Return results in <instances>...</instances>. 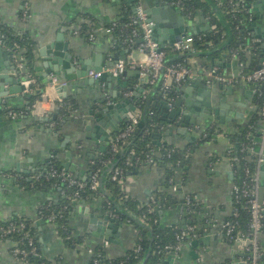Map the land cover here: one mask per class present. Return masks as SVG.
Wrapping results in <instances>:
<instances>
[{
	"label": "crops",
	"instance_id": "obj_1",
	"mask_svg": "<svg viewBox=\"0 0 264 264\" xmlns=\"http://www.w3.org/2000/svg\"><path fill=\"white\" fill-rule=\"evenodd\" d=\"M130 1L0 0V25L6 26L15 34L28 32L35 43L33 73L30 74L28 68L25 70L36 80L37 89L43 90L42 98L36 103V118L29 116L11 120L3 114L6 106L13 110L27 106L29 94L25 91L12 99L4 100L2 107L0 105V221H7L14 216L32 221L36 227L41 256L50 264H89L90 254L87 249L96 247H100L108 259H117L127 255L137 244L138 231L134 225L112 217L110 219L116 222L102 223L108 213L103 211L102 200L94 198L81 200L74 206L68 226L73 230L77 241L73 246L67 247L58 236L55 225L38 219V209L46 203L58 204L61 192L56 189L25 191L20 188L15 178V175H26L29 178L53 156L62 169L86 181L90 171L79 151L93 154L107 143L110 134L121 122L137 114L143 119L144 111L134 105V97L142 95L143 101H147L146 107L155 104L153 87L144 90L143 85L147 79L136 75L118 78L104 76L100 81L92 79L95 83L91 85L88 70H95L106 64L109 58H112L111 50L118 48V45H115L111 36L102 35L94 42H88L84 37L74 35L72 31V28L80 23L79 20L95 25L115 21L121 9L131 5ZM24 3L29 5L31 11L29 23L26 25L20 22ZM258 3H261L259 13L264 16V0H258ZM150 7L153 6L146 7L147 10ZM186 19L189 20L187 17ZM190 21L192 26L198 28L208 25L202 15ZM256 34L263 36L264 26L259 27ZM158 36L162 42L165 34ZM4 50L10 52L7 47H4ZM1 55L0 75L15 76L14 68L17 67L12 56H8L7 61ZM131 57L142 58L137 51H128L123 46L118 56L114 57L116 59H112L128 61ZM59 60L62 64H59ZM186 64L195 70H204L211 66L212 61L204 56H194L186 58ZM233 72L234 69L229 68L224 73ZM52 75L67 81L68 87L53 86ZM197 82L201 84L193 88V92L187 96L192 98L195 107L201 109L202 113L207 101V98L202 96L204 90L207 89L212 94L213 110L220 108L221 97H224L227 108L223 115L217 117H222L225 122L221 123L218 118H197L195 126L187 124L188 126L182 128L175 124L172 127L166 122L163 129L158 130L154 136L159 145L169 143L184 150L198 141L207 130H220L212 140L206 141L186 155L184 170L178 167L175 169L176 183L180 186L183 184L175 195L182 200L186 196H195L202 212L197 216L196 240L188 243L178 255L165 252L161 264H198L200 259L202 264H234L236 259L239 264H243L241 257H238V248L225 241L220 229L221 223L231 216L233 209L234 171L230 159L225 154L233 147L231 134L237 131L238 127L246 126L254 115H259L258 96L254 86L245 82L235 85L233 92H226L223 86L213 89L208 88L202 81ZM128 91H133V94L126 96ZM63 98L73 100L78 107L74 109L70 119L62 123L59 133L44 126L26 129L32 118L47 122L48 119L41 118L42 114L46 113L50 118L55 115L57 103ZM103 106L114 108L108 112L109 116L100 111ZM102 122L105 127L101 125ZM166 128H170V131ZM183 130L186 133H180ZM186 177L187 181L184 183ZM164 182L163 167L145 165L127 175L125 189L140 203L146 204L156 191L163 189ZM263 186L264 171L260 169L259 190ZM170 192L174 193L172 190ZM209 210H212L213 220L206 218L209 217L206 216L210 213ZM184 211L183 205H180L178 210H160V226L183 227V221L188 220ZM84 237L85 243H79ZM260 243L264 245V232L260 235ZM12 246L11 240H0V264H20L11 255Z\"/></svg>",
	"mask_w": 264,
	"mask_h": 264
},
{
	"label": "trees",
	"instance_id": "obj_2",
	"mask_svg": "<svg viewBox=\"0 0 264 264\" xmlns=\"http://www.w3.org/2000/svg\"><path fill=\"white\" fill-rule=\"evenodd\" d=\"M169 1V0H164ZM183 15L189 17V20H193L199 15H202L208 22L210 28L207 31L199 32L197 34H187L194 37V49L195 53L209 58L212 61V66H217L220 72L224 73L229 68H233V60L230 57V52H237L239 55V61L243 62L247 68L246 72L253 70L257 67L261 59L264 49L262 43H253V38H261L262 35L256 34L259 30L254 23H246V16L241 14L234 19L230 14H227L223 9L219 8V12H215L212 4L207 0H181ZM246 5L253 6L258 0H245ZM212 3H218V0H211ZM145 7L151 6L152 2L143 0ZM133 4L126 5L121 9L118 16V28L126 23L133 15ZM110 26V23L104 24ZM252 32V36H251ZM255 32V33H254ZM0 33L5 35V46L10 49L11 55L14 53L11 47L14 43H17L23 49L24 65L30 69V74L33 72V64L36 51V46L31 39L28 32L15 34L11 29L4 25H0ZM122 34L117 31L111 35L115 45L118 48L111 50V56H118V52L122 50L121 41ZM229 39L227 45L226 41ZM264 42V41H263ZM224 46V47H223ZM117 54V56H116ZM190 55V54H187ZM116 59V58H115ZM114 59V60H115ZM184 63L186 64V58H178L176 54L168 52L166 58V64L170 63ZM31 76V75H30ZM133 84V83H132ZM152 86L148 81L143 85L144 90L150 89ZM156 87V88H154ZM153 87L155 91V104L147 106V101H143L142 95L134 97V105L140 107L143 111H146V120L139 119V123L136 125L133 134L127 139H119V136L124 132L129 120L121 122L116 130L112 132L107 140V143L99 148L93 154H88L84 150H80L79 153L83 159L87 162L89 173L93 169H100L99 178L103 180L104 188L107 191L103 193L100 190L93 191L90 188L89 178L86 181L79 179L73 174L80 182L84 183V188L77 190L73 187H68L66 183H62L57 179L47 180L48 172L51 168L61 170L60 163L55 157L49 160L45 166L35 173L39 178L30 180L28 176L15 175L16 180L21 189L25 191L36 190H51L56 189L61 192L60 201L58 204L46 203L38 209V219L42 222L55 225L58 236L65 243L67 247L74 245L77 239L74 236L73 230L68 226V219L72 214L74 206L77 202L94 198H100L103 203V211L105 213L118 216V220L121 222H128L134 225L138 231L137 245L140 246V251H136V247L130 251L127 255L117 258L108 259L104 251L100 247L94 249V254L90 257L89 264H161V259L166 252V247L176 244V234L180 228L173 227H161L159 224L160 210H157L158 205H163L162 211L174 209L178 210L180 205L185 206L186 200L180 199L175 195L180 187L178 185L177 192L171 193L172 186L176 185L175 182V169L182 168L184 170L186 163V155L195 150L198 146L202 145L208 140H212L214 135H217L220 130L212 128L202 134L200 139L191 144L187 149H179L172 144L162 143L157 144L155 142V134L158 130H162L166 122H168V101L163 100L160 85L157 84ZM151 90V91H152ZM42 91H35L33 94L28 95V104L23 109H10L6 106L3 110V114L7 115L9 111L15 113L22 112V117L28 118L29 111L34 103L42 97ZM169 99L174 100L178 98V91L172 88L168 93ZM262 96L257 99L258 106H262ZM56 118L53 116L47 121L43 122L42 119L35 120L32 118V122L27 126L28 130L44 126L46 129H50L55 133H59L62 123L69 120L74 109L78 107V104L69 98L62 99L58 103ZM51 123H55L53 127ZM261 128V121L259 115H254L246 126L238 127L237 131L231 134L232 149L228 150L225 154L230 159L232 164V170L234 171L233 183L238 187H242L244 184H248L250 188H253L251 181L253 174L257 170V157L251 151L258 147L257 137L259 135V129ZM116 149H115V148ZM158 153L159 156H152V153ZM168 155H170L168 157ZM150 157H153L154 163H149ZM129 158V160H128ZM138 161V164H135ZM212 161H215L212 159ZM157 165L164 168L165 182L163 189L156 191L152 198L155 202L152 204L155 210L151 213L148 211L146 204L140 203L136 198L129 193L124 192L121 187L110 180V174L114 169H121L124 171L125 178L127 175L138 171L145 165ZM112 166H115L112 168ZM245 167H248L250 174L246 175L244 172ZM186 175V174H185ZM187 181V177L184 180ZM78 192V197H75V193ZM196 197L191 195V207L185 210L186 217L188 218L187 225L196 227L198 224L197 216L202 212L200 205L196 202ZM232 207L235 209L231 216L227 217L225 221H230L235 226L234 238L238 232L245 233L251 221L250 213L248 212V198L235 194L232 195ZM54 216L55 218L49 222L48 219ZM142 217H145L144 222ZM154 220H158V223H154ZM15 225L18 227V231L7 234L10 230V226ZM20 225H25L23 230L19 229ZM29 232L34 240V244L41 255L40 248L38 246L36 227L34 223L26 218L14 216L7 221H0V236L2 240L19 241L25 236L26 232ZM264 232V215L262 218V233ZM197 230L192 235H197ZM85 237L79 241V243H85ZM229 240V239H228ZM226 241V240H225ZM229 244L233 241H226ZM233 245V244H232ZM263 256L259 260V264H264V245L260 244ZM21 246L27 247V242L23 241ZM241 254H238V257ZM43 262L44 264H50L47 260H38L37 257L29 255L27 258V264H38ZM227 264H232L227 263Z\"/></svg>",
	"mask_w": 264,
	"mask_h": 264
},
{
	"label": "built area",
	"instance_id": "obj_3",
	"mask_svg": "<svg viewBox=\"0 0 264 264\" xmlns=\"http://www.w3.org/2000/svg\"><path fill=\"white\" fill-rule=\"evenodd\" d=\"M135 1V10L133 15L129 18V20L122 24L118 28V19L110 23V26L106 25H95L92 22H84V20H79L80 22L74 28H72L73 34L76 36L84 37L88 42H94L99 36H111L116 28L117 31L122 34L121 44L127 48L128 51L134 52L137 51L142 58L135 59L131 57L128 61L118 60L114 61L111 57L108 62L101 66L99 70H90L88 72L89 78L100 81L104 76L111 77H121L127 71H135L139 70L140 77L146 78L148 83L154 87L157 84L160 85L161 92L163 95V100L168 101V111L173 110L174 104L172 99H169L168 93L172 88L179 91L184 84L188 82L194 81H202L208 88H217L220 86H235L239 82H245L254 86L255 94L260 98H262V106L259 107V117L261 121V128L259 129V141L258 147L251 151L257 157V170L252 176L253 188H250L248 184H244L242 187L238 188L235 184L233 185V194L237 197L239 195L248 198V212L251 216V221L248 226V229L245 233L238 232L236 237L234 238L235 226L230 221H224L220 225V229L222 231L223 238L226 241H233L234 246L238 248V252L241 254V262L243 264H259L260 258L263 256L261 250L260 243V235L262 234V218L264 215V207L263 204L259 203L258 192H259V175L260 169L264 165V52L260 57V64L253 68V70L246 72V65L239 61V55L237 52H230V57L233 60V73L225 74L220 72L217 66L207 67L204 70H195L194 68L188 66L184 63H170L166 64V58L168 52L176 54V56L194 54V37L191 35H185L181 37L180 40L174 43H166L161 44L155 39V22L151 21L147 15V8L145 7L143 0H134ZM174 7H177L181 10L183 14L182 1L181 0H169L164 1ZM218 8L223 9L227 14H230L234 19L238 17V15H245L246 23H254L255 22V13H253V6L246 5L245 0H218L217 3ZM30 7L28 4L24 3L23 9L20 15V22L24 25L29 23L30 20ZM186 17V16H185ZM189 18V17H187ZM82 22V24H81ZM25 32V31H24ZM23 33V32H22ZM251 32V36H252ZM264 41V40H263ZM260 38H253V43H262V48L264 49V42ZM0 47L5 46V35L0 33ZM10 50V49H9ZM11 50L14 53L11 55L12 60L14 61L17 69L21 72L24 77L22 82V86L25 88V92L27 94H33L37 89L36 80L28 75L25 70L24 65V57H23V49L17 43H14L11 47ZM236 72V74H235ZM51 84L53 86L58 85L61 88H67L68 82L59 80L56 76H51ZM133 94V91H128L125 93L126 96H130ZM146 95H144L145 98ZM42 98V97H41ZM40 98V99H41ZM32 106L31 110L27 115L36 118V103ZM110 103V102H109ZM7 116L11 120H16L22 117V112L15 113L13 111H9ZM41 118H45L49 120V115L46 113L42 114ZM140 114L135 115L134 117L128 118L129 123L125 128L124 132L119 136V139L127 140L134 132L136 125L139 123ZM55 123H51L50 126L53 127ZM115 148V147H114ZM116 149V148H115ZM153 155L159 156L158 153H152ZM170 155H168L169 157ZM153 157H150L149 163H154ZM129 160V158H128ZM135 164H138L136 161ZM244 172L246 175L250 174V170L248 167H245ZM100 169H93L89 174V183L90 188L93 191L100 190L101 183L103 184V180L99 178ZM39 176L36 174L31 175L29 177L30 180L37 179ZM47 180L49 179H57L62 183H66L68 187H73L78 191L84 188V183L80 182L76 177L73 176V173H70L61 168V170L51 168L48 172L47 176H45ZM110 180L116 182L121 189L127 193L125 189V175L124 171L121 169H114V171L110 174ZM176 182V181H175ZM104 187V184H103ZM178 186H172V192H177ZM104 192L107 191L104 188ZM75 197H78V192L75 193ZM185 210L191 207V196H186L185 198ZM155 202L154 198H150L146 203L147 209L149 212H153L155 208L153 207V203ZM197 204L200 205L199 201ZM201 206V205H200ZM163 205H158L157 210H162ZM206 217L210 220H213V216L211 215L212 210H209ZM235 209H232V214ZM206 214V213H205ZM109 217L118 220V216L108 214ZM213 217V218H212ZM55 217L51 216L48 221L51 222ZM145 217H142L144 222ZM209 220V221H210ZM154 223H158V220H154ZM25 225H20L19 229L23 230ZM195 228L192 225H187L180 229L176 234V244L173 246L166 247V252H171L174 254H179L183 248L188 244L192 243L196 240L197 235H192L195 232ZM18 231V227L15 225L10 226V230L7 231V234ZM3 236H0V240L2 241ZM229 239V240H228ZM23 241L27 242V247L21 246ZM12 248L10 250L12 257L20 264H27V258L29 255H33L37 257L39 260H44V258L39 254L38 249L34 244V240L31 237L30 233L27 231L22 240L12 241ZM136 251H140V246L137 245ZM88 254L90 257L94 254V249L88 248ZM38 264H44L40 262ZM97 264V262H94ZM198 264H202V261L198 262Z\"/></svg>",
	"mask_w": 264,
	"mask_h": 264
},
{
	"label": "water",
	"instance_id": "obj_4",
	"mask_svg": "<svg viewBox=\"0 0 264 264\" xmlns=\"http://www.w3.org/2000/svg\"><path fill=\"white\" fill-rule=\"evenodd\" d=\"M148 2H152V6L147 10V15L149 19L156 24L155 28V39L163 44V43H174L178 40L181 39V37L187 35V34H197L199 32H204L209 30V26L205 27H195L192 26V21L187 20L186 17L182 14L181 10L177 7H174L163 0H147ZM209 1L215 12H219L218 6L216 4L212 3L211 0ZM131 4L134 3V0L130 1ZM261 3L255 2L253 4V13H255V23L254 25L257 27H263L264 26V16H262L259 13L258 8L260 7ZM135 10V7L133 6V12ZM165 34L162 42L159 41V34ZM261 38L264 39V35L261 36ZM229 39L226 41L225 46L227 45ZM224 47V46H223ZM0 54L3 58H5L8 61V56L11 55V52H8L4 50V47H0ZM194 56H200V54L194 53L190 55H181L178 56V58H191ZM59 64H62V61L59 60ZM16 75L15 76H4L0 75V105L2 107V102L4 100H9L14 98L17 94H22L25 91L24 86H22V82L24 80L23 75L21 72L17 69L14 68ZM95 70H99V68H96ZM90 71V70H88ZM236 74V72H235ZM127 75H136L137 77H140V72L139 70L136 71H127L123 74V76ZM90 84L93 85L95 81L90 79ZM88 81V80H87ZM200 82L194 81V82H188L182 86V88L178 91L179 99L175 101V105L173 110L170 111L169 116H168V123L173 125H177L179 127H185L187 124H191L195 126L197 124V118H204V119H217L219 115H223L225 113V110L227 108L226 105V100L224 97H221V105L220 108L217 110H213V103H212V94L209 90H204V93H202V96H205L207 98L205 108H204V113H202L197 107H195L194 103L192 102V98L187 96L188 94L193 92V88H196L198 85H200ZM7 87V88H5ZM233 87L234 86H229V87H224L223 89L226 92H233ZM114 108L110 106H103L100 108V111L108 114L109 116V111L113 110ZM199 112V114H197ZM212 112L214 114H212ZM91 115L97 116L93 113ZM215 115L216 117H214ZM56 118V116H53ZM146 111L143 112V119L146 120ZM218 120L221 121V123H224V119L222 117H219ZM103 124V127L106 125L102 122L101 125ZM187 125V126H188ZM166 130L170 131V128H166ZM184 131V130H183ZM180 131V133H186L185 131ZM67 167V166H65ZM115 166H112L114 168ZM67 169V168H66ZM261 169L264 171V165L261 167ZM68 171V170H67ZM100 191L104 192V187L103 184L101 183L100 185ZM259 203L263 204L264 202V186L260 188L259 190ZM105 222H111L114 223L116 220L110 219V217L107 215L105 216V219L102 223ZM106 223V224H107ZM186 221H183V228L186 226ZM234 264H239V260L236 259L234 260Z\"/></svg>",
	"mask_w": 264,
	"mask_h": 264
}]
</instances>
